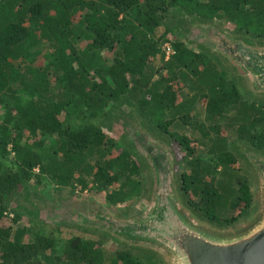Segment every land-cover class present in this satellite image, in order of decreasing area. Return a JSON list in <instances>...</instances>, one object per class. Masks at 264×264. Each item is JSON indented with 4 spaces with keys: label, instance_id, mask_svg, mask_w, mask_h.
<instances>
[{
    "label": "trees",
    "instance_id": "16d2710c",
    "mask_svg": "<svg viewBox=\"0 0 264 264\" xmlns=\"http://www.w3.org/2000/svg\"><path fill=\"white\" fill-rule=\"evenodd\" d=\"M187 13L264 41V0H0V264H145L129 251L106 253L103 242L19 227L10 216L13 198L36 185L104 193L111 205L143 195L135 145L117 142L106 119L130 117L178 143L181 191L209 224L225 228L248 215L253 195L232 170L238 157L221 130L236 128L264 156V104L246 100L216 60L166 24ZM166 43L174 50L167 62ZM159 59L167 73L157 81ZM186 89L194 96L180 102ZM198 99L219 136L203 147L178 131L191 125ZM236 194L237 216L222 218Z\"/></svg>",
    "mask_w": 264,
    "mask_h": 264
},
{
    "label": "rangeland",
    "instance_id": "374dc122",
    "mask_svg": "<svg viewBox=\"0 0 264 264\" xmlns=\"http://www.w3.org/2000/svg\"><path fill=\"white\" fill-rule=\"evenodd\" d=\"M185 15L175 16L166 22L169 27L174 29L179 40L194 53L206 54L216 60L220 68L224 70L226 77L237 83L238 89L246 100L264 104V92L258 91L253 86L251 79L232 57L233 47L241 45L263 53L264 41H258L253 36H248L250 41L248 43L235 32L232 25L226 22H206L194 18L188 13ZM170 46L172 47L170 43H166L163 47V51L166 53V62L168 60L166 48L168 49ZM225 47L227 48L225 49ZM152 69L157 81L167 73L164 62L160 59L153 64ZM193 96L194 92L186 89L179 93L178 99L181 102L190 100ZM191 107V125L179 128V133L190 137L194 147H203L202 145L207 144L210 140L218 139L219 136L209 130L212 124L207 120L205 113L206 101L204 99L195 100ZM123 111L128 113V108H123ZM121 115L122 113L119 116ZM119 119L114 121L106 119L105 122L114 126L115 130L110 133L117 142L129 145V149L132 151L130 141L135 145L134 152L140 156L142 163V179L145 184L143 195L123 205H111L107 202L104 193H80L72 192L71 189L58 192L55 187L36 185L30 195L20 193L8 205L12 211L11 218L14 219L15 214L20 217L19 227L40 225L46 230L57 231V235L65 241L77 236L103 242L102 248L106 253L129 251L140 256L145 264H175L173 260L175 257L170 258L164 249H160L157 245H145L139 240L130 241L120 230L122 227H129V225H134L137 221L147 218L150 207L158 197V175L155 176L156 169L152 165V156L148 153L151 149H159L167 157L170 166L168 180L173 188L177 189L179 200L187 211L186 215L193 218L201 227L215 232H235L248 226L262 210L264 193L260 165H264V156L257 154L256 150L247 143L238 140L236 128L230 129L223 125L221 133L228 139L229 147L235 151L238 157V163L232 170L241 179L247 181L253 195V203L247 216L242 217L232 226L221 228L209 224L200 210L188 205V199L181 191V175L187 171L183 163L185 153L178 143L172 140L169 135L158 134L142 128L130 117H120ZM196 125H199L200 128ZM181 158L182 162L180 163ZM160 182L162 179H159ZM238 195L236 194L231 200L229 207L223 206V210L220 212L222 218L230 219L237 216L239 212V208L236 207ZM181 210L185 212V210ZM13 213L15 214L13 215ZM62 264H66V262L64 261Z\"/></svg>",
    "mask_w": 264,
    "mask_h": 264
},
{
    "label": "water",
    "instance_id": "95a60500",
    "mask_svg": "<svg viewBox=\"0 0 264 264\" xmlns=\"http://www.w3.org/2000/svg\"><path fill=\"white\" fill-rule=\"evenodd\" d=\"M260 173L264 193V165H260ZM172 207L173 211L167 216L168 223L175 226L178 221H182L198 236L181 233L168 241L149 232L146 237L158 243L170 258L175 257V264H264V199L263 208L257 217L248 226L235 232H215L206 227L194 226L176 204L173 203Z\"/></svg>",
    "mask_w": 264,
    "mask_h": 264
},
{
    "label": "flooded vegetation",
    "instance_id": "af4514ba",
    "mask_svg": "<svg viewBox=\"0 0 264 264\" xmlns=\"http://www.w3.org/2000/svg\"><path fill=\"white\" fill-rule=\"evenodd\" d=\"M227 47H225V49ZM233 51L234 54L232 53V57L239 63L240 67L245 71L244 73H246V75H248L251 79L253 86L258 91L264 92V52L261 53L252 50L244 45L236 48L233 47ZM148 153L151 154L152 165L156 169L155 176L158 175V197L154 201L153 206L150 207V213L147 215V218L137 221V223L129 225V227H122L120 230L124 233V235H126V238L130 239V241L139 240L145 245H157L160 249L161 246L158 243H155L153 240L146 237L147 233L153 232L157 234L158 237H164L168 241H172L174 236L181 233L198 236L196 231L189 228L182 221H178L175 226H171L168 223L167 216L171 213V211H173V203L180 209L185 210V212H181L186 214L187 211L184 209L181 201L179 200L180 197L177 193V189H174L173 185L170 184L168 180L170 166L167 157L163 154V151L159 149H151ZM159 179H162V182L159 183ZM191 220L192 221L190 222H193L194 226L201 227L194 221L193 218Z\"/></svg>",
    "mask_w": 264,
    "mask_h": 264
},
{
    "label": "built area",
    "instance_id": "2783aa9c",
    "mask_svg": "<svg viewBox=\"0 0 264 264\" xmlns=\"http://www.w3.org/2000/svg\"><path fill=\"white\" fill-rule=\"evenodd\" d=\"M166 51H167V58L169 59L174 54V50L170 46V47H168V49L166 48Z\"/></svg>",
    "mask_w": 264,
    "mask_h": 264
}]
</instances>
